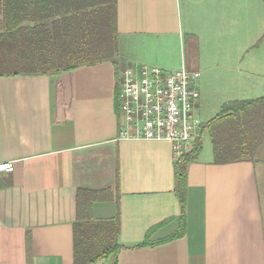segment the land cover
<instances>
[{
	"label": "crops",
	"instance_id": "obj_1",
	"mask_svg": "<svg viewBox=\"0 0 264 264\" xmlns=\"http://www.w3.org/2000/svg\"><path fill=\"white\" fill-rule=\"evenodd\" d=\"M116 30L166 51L178 45L181 57L186 37L190 52L198 43L196 64L164 67L199 73L194 115L205 119L185 170L184 212L172 145L117 139L122 71L113 59L63 74L62 89L58 76H3L0 163L13 169L0 173V264H75V226L101 240L99 225L115 220L116 264H264V133L246 159L216 163L207 125L229 102L264 97V0H116ZM211 45L235 48L212 55ZM212 59L222 69L209 73ZM252 117L254 136L264 105ZM182 214V234L160 244L180 230ZM147 239L155 245L136 247Z\"/></svg>",
	"mask_w": 264,
	"mask_h": 264
},
{
	"label": "trees",
	"instance_id": "obj_2",
	"mask_svg": "<svg viewBox=\"0 0 264 264\" xmlns=\"http://www.w3.org/2000/svg\"><path fill=\"white\" fill-rule=\"evenodd\" d=\"M116 31V0H0V77L56 74L57 84L62 89L68 84L63 74L106 57ZM262 105L264 97L255 101L229 102L208 122L216 163L240 161L254 151L264 129L261 127L254 136L250 134L254 128L252 114ZM199 140L197 138L190 152H184L175 161V194L182 213L186 194L185 170L200 151ZM115 221L99 225L106 233L101 240L84 237L82 233L86 227L75 226V264H96L103 258L116 264L121 246L116 244L119 225L118 220ZM179 225L180 230L175 235L159 243L182 234L183 214ZM153 245L155 243L147 239L136 247Z\"/></svg>",
	"mask_w": 264,
	"mask_h": 264
},
{
	"label": "built area",
	"instance_id": "obj_3",
	"mask_svg": "<svg viewBox=\"0 0 264 264\" xmlns=\"http://www.w3.org/2000/svg\"><path fill=\"white\" fill-rule=\"evenodd\" d=\"M198 78L199 73L184 67L168 72L144 65L122 71L117 139L168 142L178 160L201 126L194 115ZM12 169L11 163H0V173Z\"/></svg>",
	"mask_w": 264,
	"mask_h": 264
},
{
	"label": "rangeland",
	"instance_id": "obj_4",
	"mask_svg": "<svg viewBox=\"0 0 264 264\" xmlns=\"http://www.w3.org/2000/svg\"><path fill=\"white\" fill-rule=\"evenodd\" d=\"M193 31H198V29H193ZM191 40L193 41L192 37L185 38L183 45V51L185 56L181 57V47L179 48L178 45H172L170 49H168L169 51H166L165 48H163L159 44L152 45L146 39L140 40L141 42L137 43L135 42V40L125 41L124 37L120 36V34H116V38L113 42L109 44L108 46L109 51L105 53V56L106 58L107 56H110V58L114 60V62L119 67L118 69L119 71H124L126 69H133V68L135 69L136 67H141L144 65H155L161 69H164V71H168L164 67L180 65L181 61H183V64L185 65H187V61L189 63L196 64L198 43L195 44L194 41L195 50L190 52L189 43H191ZM202 48L203 45H201L200 47L201 53H202ZM234 48H235L234 46H229V45H211L208 46L207 51L212 55H221V54H227V52H231ZM240 49L241 47H236V52H239ZM201 62H202V69H204L205 62L204 61ZM207 64H208L207 66L209 67L208 69L209 73L222 69L220 63L216 62L213 59L209 61ZM201 75H203L202 70H201ZM51 78L54 80L55 78H57V75L53 74L51 75ZM204 80L206 81V72L204 73ZM116 85L119 89H121L122 82H120L119 78L117 79ZM213 112H214L213 109L210 110L208 112V115L209 114L213 115ZM200 118L203 120L205 119L204 116H200ZM201 119L200 121L202 122ZM205 124L206 123H204V125ZM196 140L197 139H193V142L195 143ZM199 141L201 142V140ZM203 146L205 151H209L208 147L210 148V145L207 140H205Z\"/></svg>",
	"mask_w": 264,
	"mask_h": 264
},
{
	"label": "water",
	"instance_id": "obj_5",
	"mask_svg": "<svg viewBox=\"0 0 264 264\" xmlns=\"http://www.w3.org/2000/svg\"><path fill=\"white\" fill-rule=\"evenodd\" d=\"M105 262L104 259H101L100 261H98L96 264H103Z\"/></svg>",
	"mask_w": 264,
	"mask_h": 264
}]
</instances>
